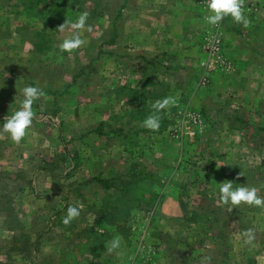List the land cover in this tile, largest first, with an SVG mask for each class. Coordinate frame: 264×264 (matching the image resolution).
I'll return each mask as SVG.
<instances>
[{
  "label": "rangeland",
  "instance_id": "rangeland-1",
  "mask_svg": "<svg viewBox=\"0 0 264 264\" xmlns=\"http://www.w3.org/2000/svg\"><path fill=\"white\" fill-rule=\"evenodd\" d=\"M61 1L64 12L49 22L19 0H0V122L20 107L21 87L43 92L19 143L0 133L2 181H29L33 167L45 165L68 185L64 209L55 200L48 204L54 218L45 212L28 217L37 206L23 202L15 229L6 227L12 219L5 226L0 218V261L45 259L49 238L65 248L58 257L71 251L74 264H91L89 250L100 231L108 242L120 238L110 258L117 264H264V207L225 204L218 192L227 179L264 196V0H243L247 26L231 17L208 24L207 0H174L185 5L178 8L172 0ZM84 11L86 43L61 50L72 31L68 22ZM35 30L48 39L46 52H33ZM165 96L175 104L161 110L158 130L145 128L153 102ZM101 122L104 134L96 130ZM135 161L147 174L116 230L97 218L105 189L92 177H116L118 185ZM6 182L1 187L9 189ZM124 193L122 200L133 196ZM4 195L2 203L15 209ZM112 197L116 201L117 193ZM77 203L78 217L57 222ZM246 229L253 230L250 243L242 236ZM13 235L19 236L15 247Z\"/></svg>",
  "mask_w": 264,
  "mask_h": 264
},
{
  "label": "clouds",
  "instance_id": "clouds-1",
  "mask_svg": "<svg viewBox=\"0 0 264 264\" xmlns=\"http://www.w3.org/2000/svg\"><path fill=\"white\" fill-rule=\"evenodd\" d=\"M206 7L208 13L205 17L206 22L211 25H218L225 17H231L232 21L247 26L248 19L243 10V0H207ZM89 13L81 12L75 21L68 22L72 31L65 36L60 42L61 50L71 52L74 49L86 43L83 32L88 28L87 19ZM22 100L20 107L11 115L5 116L0 122V133H7L9 139L15 143H19L27 134L33 123L34 111L33 104L42 95V89L37 85H24L19 89ZM175 97L165 96L153 102L152 114L146 116L142 121L145 128L149 130H158L160 127L161 110H166L170 105L175 104ZM218 192L220 201L230 205H252L256 207H264V196L258 195V189L248 184L234 183L231 180H224L218 183ZM81 205L68 204L66 214L62 218L64 224H69L74 218L80 215ZM242 236L245 243H250L254 239L252 229H246ZM120 238L114 237L108 242V251H112L120 247Z\"/></svg>",
  "mask_w": 264,
  "mask_h": 264
},
{
  "label": "trees",
  "instance_id": "trees-1",
  "mask_svg": "<svg viewBox=\"0 0 264 264\" xmlns=\"http://www.w3.org/2000/svg\"><path fill=\"white\" fill-rule=\"evenodd\" d=\"M21 4L24 5V7L27 8H31L36 12L35 14H40L42 15V18L45 21H53V19H55L56 17L60 16L63 12H64V8L62 4L61 0H53V3H50V0H19ZM38 3H43L42 8L41 7H37L36 5ZM124 5L123 3H121V5L119 6V9L122 8ZM118 14H120V11H118ZM23 24L21 25H25V22H22ZM25 23V24H24ZM115 32L112 31L111 33L108 34V39L106 40V42L108 44H112L114 42V36ZM36 37H40L39 40ZM30 38V36H29ZM32 41V45H33V52H46L47 48H48V39L46 37H44L43 34V30L37 31L35 30L32 35L31 38L29 39ZM30 41V42H31ZM152 63L149 61L146 63V65H142L139 64L138 67L140 70H144L146 69L147 65H151ZM127 89V87H124ZM123 87H120V89L124 90ZM130 88H128L129 90ZM104 123H99L98 127H97V133L99 134H104L105 132L103 131L102 127H103ZM118 132V131H116ZM72 160L74 161V159L76 158L75 153L73 152V154H71ZM71 160V159H70ZM75 164L73 163V166ZM136 166H140L142 170L137 171L136 170ZM49 167V166H47ZM50 168V167H49ZM50 171L52 172V170L50 169ZM140 174V175H139ZM146 170L143 166L140 165V163L138 162H133L132 165L130 166V170L129 173L127 174L126 179L121 180L118 185L115 182H113L115 179H117L116 177H103L100 175H96L92 177V180H94L95 182H97V184L105 189V195L102 197L101 199V204L99 206H97V218L104 222L107 225H112L115 227L116 230H119V228H121V226L123 227L124 225V221L126 216L129 214V207L131 206V204H133V199H135L136 197V191L139 189H142L139 185L138 182L141 178V180H143V176L146 175ZM139 175V176H138ZM140 177V178H139ZM113 188V191L111 192L110 189ZM130 190L132 192V195L129 199H123L124 196V191L126 190ZM117 193V199L116 201H114L116 193ZM111 193H114L113 195ZM120 193H123V195H120ZM111 196L112 199L110 200V203L106 202L107 197ZM122 200V203H119L118 201ZM114 201V202H113ZM0 207H2V211L5 214L4 217V225L6 223H10L8 222V220L12 219L13 225H5L7 227V229H15L17 225L20 224L18 218L16 217L13 207L10 205V202L7 201V204H4L2 202H0ZM57 222L62 223V218L58 219ZM126 234V233H125ZM104 232H100L97 231V242L96 244H92L89 253L92 255V257H99L101 252L103 251L105 244L107 243L106 239L103 237ZM13 240L11 241V243L16 244L17 240L15 241V239L19 240V236H12Z\"/></svg>",
  "mask_w": 264,
  "mask_h": 264
},
{
  "label": "crops",
  "instance_id": "crops-1",
  "mask_svg": "<svg viewBox=\"0 0 264 264\" xmlns=\"http://www.w3.org/2000/svg\"><path fill=\"white\" fill-rule=\"evenodd\" d=\"M172 2H174V0H172ZM185 6L182 3H177L174 2V4L171 5L172 8H178L179 6ZM172 10V9H171ZM175 14V13H174ZM19 23H22L24 21H18ZM184 28V27H183ZM185 30V29H184ZM182 36V35H181ZM181 40H184L181 39ZM148 60L144 61V63H147ZM150 62L152 63L151 59ZM142 63V64H144ZM18 168V166H17ZM34 170L36 171L35 174L31 177V179H29V181H22L19 179H14V178H10L9 180L6 181H2V173L0 172V202H3L4 199L2 198L3 196H5L4 194L7 193L9 196V200H11V204L14 205L16 208L14 210V213L16 216L17 215V211L20 210L18 209L19 207V203L23 202L26 203L28 207V205H30L31 203H34L37 206V209L33 208L32 206L29 207L30 209V213L28 217L33 218V216H38V214H42L43 212H45L47 214V216H51L52 218H54V215H51L54 212V206L48 207V204L50 202H53L55 200V202L60 203L59 206L60 208L64 209L65 205V200L66 197L68 196L67 191L65 190L66 188L64 187H68L67 184H64L63 182L59 183L57 182L54 177H51V173L49 172L50 168L47 166H40L37 165V169L35 167H33ZM7 172H11L12 174V169L6 167L5 169ZM5 180V178H4ZM2 182H6V187H8L9 189H5L4 187H1ZM29 182V186L30 189L28 192L27 190H25L23 188V186H27L26 184ZM12 186V187H11ZM19 191H23V194L18 193ZM18 193V194H17ZM45 204V205H43ZM45 209V210H44ZM5 214L2 211V207H0V218H4ZM55 224L57 223L56 221H54ZM62 224H64L62 222ZM56 226V225H55ZM54 226V227H55ZM53 226L48 230H52ZM56 238L59 239V236L56 235ZM62 238V237H61ZM49 238H47L48 241ZM46 241V245L48 243V245L46 246L49 251L46 252L45 255V259H43V255H41V257H39V255H36V259L33 256V264H74V260H72V258H70V252L65 253V256L58 257L57 255H59L60 250H64V246L61 245L62 249H57L59 247L56 243L54 242H47ZM15 247L14 243H11ZM107 243L105 244V247L103 249V251L101 252L99 257H92V255H90V262H92L91 264H117L116 261L112 262L111 261V255L114 254L115 252L112 250L111 252L108 251L107 248ZM77 246V245H76ZM73 246H71L70 248H72ZM38 248V246H35V249ZM75 248V247H74ZM70 250V249H69ZM45 254V253H44ZM57 254V255H56ZM68 255V256H67ZM43 259V261H40V259ZM41 262V263H40ZM215 264V261L213 262ZM0 264H4V262L0 261ZM223 264H229V263H223Z\"/></svg>",
  "mask_w": 264,
  "mask_h": 264
}]
</instances>
